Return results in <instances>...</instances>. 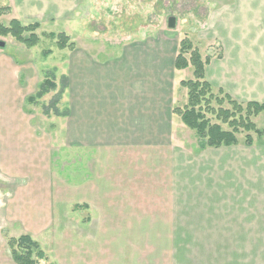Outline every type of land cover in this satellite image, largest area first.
<instances>
[{
  "label": "crops",
  "instance_id": "1",
  "mask_svg": "<svg viewBox=\"0 0 264 264\" xmlns=\"http://www.w3.org/2000/svg\"><path fill=\"white\" fill-rule=\"evenodd\" d=\"M8 2L14 19L25 25L60 20L69 37L78 23L87 30L80 14L75 16L86 3L82 0ZM170 31L110 48L93 40L74 42L73 49L59 52L65 114L59 117L58 143L63 151L78 153V159L62 160L63 177L52 171L55 141L50 136L42 141L48 153L39 166L41 133L31 120L22 121L27 97L20 105L17 99L3 105L4 114L8 109L15 124L24 127L9 131L8 140L19 144L24 139L32 163L26 185L11 186L5 196L9 200L0 212V231H14L16 238L29 234L45 250L43 263L181 264L176 252H167L168 245L181 244V237L177 241L176 232L166 237L167 229L226 228L224 223L238 222L242 264H264V142L249 157L242 156V183L233 196L227 191L215 197L183 194L174 187L176 136L187 128L174 109L187 104L181 86L186 79L180 75L191 69L176 70L179 44ZM13 148L14 154H2L5 166L0 169L15 179L25 151L22 145ZM227 197H233L231 204ZM3 247L9 248L6 240ZM0 262L15 264L10 250Z\"/></svg>",
  "mask_w": 264,
  "mask_h": 264
},
{
  "label": "rangeland",
  "instance_id": "2",
  "mask_svg": "<svg viewBox=\"0 0 264 264\" xmlns=\"http://www.w3.org/2000/svg\"><path fill=\"white\" fill-rule=\"evenodd\" d=\"M8 1L0 0V9L9 7ZM82 1L86 3L75 16L80 14L79 17L86 21L87 30L78 23L72 29V42L89 44L94 41V44L110 48L109 45L153 35L158 30H171L173 42L178 41L180 44L187 37L199 49L204 60L207 57L211 59L210 65L206 67V79L216 96L223 97L219 93V90H223L242 103H264V0H100V5H94L95 0ZM15 16L11 9L0 17V24L7 26ZM171 17L176 18V28L173 30L168 28ZM59 21L51 24L33 22L39 23L41 27L37 31L40 43L32 48L12 36H0V41L6 43L4 48H0V129L3 128L0 134V165L5 166L2 154L8 151L14 154L12 152L17 150L13 147L22 145V152L25 151L24 161L20 167L17 166L20 174L18 177L10 178L0 169V212L9 200L5 196L9 195L11 186L26 185L31 167L29 165L32 163L28 161V155L25 156L31 148L24 139L19 144V141L13 143L8 140L13 135L9 131L24 127L22 122L17 121L15 124L8 109L4 114L3 105H9L14 99L20 105L24 98L35 97L32 102L24 101L22 121L26 123L31 120L32 128L41 133L39 166L45 163L43 155L48 153L42 141L50 137L55 141V147L50 149L54 153L52 171L55 175L63 177L61 171L64 158L78 159L77 151H63L58 143L62 139L57 132L60 129L59 115L64 110V85L57 68L60 64L58 54L64 50L58 49L56 40L50 34L65 32V24ZM180 76L189 80L192 78V70ZM47 80L55 86L43 88ZM224 107L228 108L227 104ZM252 121L259 130L264 131V113ZM253 136L254 146L264 142V136ZM176 137L180 143L174 155L176 189H181L183 194L189 192L214 197L226 191L231 196L237 192V186L242 183V156L249 157L254 150V146L244 145L245 135L239 136L238 146L202 153L198 150L196 135L190 129L182 128V133H177ZM6 146L10 149H5ZM27 197L22 196L21 199ZM197 197L193 196L194 199ZM232 199L225 198L227 205L232 203ZM224 224L230 226L167 229L166 237H175L176 232L177 241L180 237L182 240L181 244L168 245L167 252L170 253V249L176 252L181 264H242V227L235 226L238 222ZM104 232L105 237L110 231ZM14 233L9 230L0 231V255L4 251L9 252V248L8 251L4 249L3 243L14 237ZM40 264L47 263L41 261Z\"/></svg>",
  "mask_w": 264,
  "mask_h": 264
},
{
  "label": "trees",
  "instance_id": "3",
  "mask_svg": "<svg viewBox=\"0 0 264 264\" xmlns=\"http://www.w3.org/2000/svg\"><path fill=\"white\" fill-rule=\"evenodd\" d=\"M10 10L8 6L2 7L0 17ZM40 27L39 23L25 25L18 19H12L7 26L0 24V36H12L18 42L32 48L40 43L37 35ZM50 37L56 40L60 50L73 49L75 46L64 32L58 35L51 33ZM210 62L209 57L205 60L202 58L199 49L194 47L189 38L181 40L175 68L178 71L190 68L192 78L181 82V86L187 90V104L183 108H175L174 113L179 115L183 124L195 133L200 152L238 146L240 135H245V146H254L253 135L261 138L264 131L259 130L252 120L264 113V103L256 101L242 103L223 90H219L223 97L216 96L212 85L206 79V67ZM47 86L54 87L55 84L47 80L43 88ZM34 98L30 96L27 100L32 102ZM225 104L228 108L224 107ZM64 114L62 111L59 117ZM7 243L15 264H40L46 259V253L40 244L29 234L18 238L10 237Z\"/></svg>",
  "mask_w": 264,
  "mask_h": 264
},
{
  "label": "water",
  "instance_id": "4",
  "mask_svg": "<svg viewBox=\"0 0 264 264\" xmlns=\"http://www.w3.org/2000/svg\"><path fill=\"white\" fill-rule=\"evenodd\" d=\"M168 28L169 29H175L176 28V18L171 17L168 21ZM6 46V43L3 41H0V48H4Z\"/></svg>",
  "mask_w": 264,
  "mask_h": 264
}]
</instances>
